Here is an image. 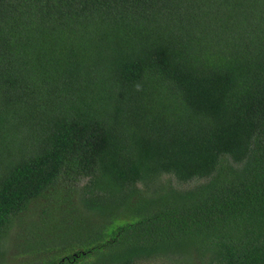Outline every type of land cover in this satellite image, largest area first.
I'll return each instance as SVG.
<instances>
[{"label":"trees","instance_id":"16d2710c","mask_svg":"<svg viewBox=\"0 0 264 264\" xmlns=\"http://www.w3.org/2000/svg\"><path fill=\"white\" fill-rule=\"evenodd\" d=\"M12 221L62 229L10 264H264V0H0Z\"/></svg>","mask_w":264,"mask_h":264},{"label":"rangeland","instance_id":"374dc122","mask_svg":"<svg viewBox=\"0 0 264 264\" xmlns=\"http://www.w3.org/2000/svg\"><path fill=\"white\" fill-rule=\"evenodd\" d=\"M173 181V180H172ZM174 182V181H173ZM192 182H189L188 184H191ZM187 184V185H188ZM23 224L27 225L25 228L26 232L20 233V235L16 234V223L15 221H12V224L9 225L4 235L1 236V245H0V264H10L12 262H15L14 258H11L9 255H5L4 250L11 251V253H14V245H17V248H22L27 242H30L34 239L36 233L44 232L43 236L47 235H54V239H59L60 237L57 236L58 230H61L62 228L59 227H47V226H33L28 225L25 221H21ZM18 226V225H17ZM57 229V230H56ZM15 230V233H14ZM14 233V234H13ZM59 233H62L60 231ZM16 234V236H15ZM2 254V255H1ZM100 257L96 256V259H99ZM93 259L91 261V264H97V260ZM139 264H183V263H176V262H167L166 260L162 259H150L147 261H142Z\"/></svg>","mask_w":264,"mask_h":264}]
</instances>
